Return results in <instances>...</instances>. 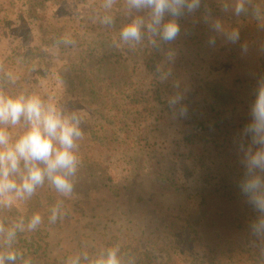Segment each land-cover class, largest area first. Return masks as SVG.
I'll return each mask as SVG.
<instances>
[{"label": "rangeland", "instance_id": "1", "mask_svg": "<svg viewBox=\"0 0 264 264\" xmlns=\"http://www.w3.org/2000/svg\"><path fill=\"white\" fill-rule=\"evenodd\" d=\"M33 2L0 0V68L17 77L15 84L0 81L4 90L52 97L67 110L81 112L83 131L94 127L100 120L98 107L87 85L81 81L77 85L71 77L74 66L70 65H77L95 46L94 56L126 74V87L139 90V103L134 105L140 124L133 138L127 139L126 148L111 149L106 156L104 147L93 146L84 135L75 194L65 199L68 214L62 220L48 223L49 210L61 197L46 184L27 203L0 213L6 216L5 222L40 213L44 223L39 230L56 254L87 251L92 256L119 244L124 250L137 248L138 264H199L202 247L210 245L216 254L248 248L261 255L258 260L254 255L256 264L264 262L260 239L246 227L232 226L249 224L257 215L238 188L242 168L236 141L244 126L237 119L250 120L252 82L259 69L258 58L264 53V30L242 26H252L248 21L260 18L252 5L264 9V0H252L248 12L240 16L223 11L219 0H205L214 17L227 28L239 30V41L228 42L208 25L216 36L212 46L209 40L213 37L203 41L189 30V36L161 46L166 64L147 60L151 49L147 40L136 49L112 46L126 19L124 13V17L117 13L123 12L122 0L114 9L112 28L94 22L102 0ZM185 19L193 18L186 15ZM65 36L75 45H57ZM228 44L229 48H221ZM244 44L247 53L242 50ZM169 49L175 51L171 61L167 59ZM154 67L164 70L158 81L153 77ZM170 98L176 103L168 105L165 100ZM12 131L15 135L22 128ZM191 140L207 150L191 156ZM224 153L237 159L232 163ZM193 204L195 209L189 207ZM37 231L19 234L18 239Z\"/></svg>", "mask_w": 264, "mask_h": 264}, {"label": "clouds", "instance_id": "2", "mask_svg": "<svg viewBox=\"0 0 264 264\" xmlns=\"http://www.w3.org/2000/svg\"><path fill=\"white\" fill-rule=\"evenodd\" d=\"M223 11L234 15L246 14L252 0H219ZM118 0H102L94 22L105 28L116 24L114 9ZM203 6V19L210 28L223 35L228 42L236 43L240 32L227 28L212 15L205 0H123L122 11L126 17L119 28L118 38L113 40L116 49H136L145 41L153 46L171 45L181 34L180 19L199 11ZM259 17L264 10L253 6ZM57 45H75L65 36ZM215 38L209 40L214 46ZM247 53L248 45H242ZM175 51L169 49L171 61ZM15 84L17 77L11 71L0 68V81ZM250 120L238 133L237 152L242 175L238 188L247 204L257 213L250 222L251 234L264 239V78L257 81L255 99L250 106ZM80 111L67 110L52 97L44 98L36 92L20 90L9 93L0 85V213L27 203L46 184L61 199L49 210L48 223L62 220L68 210L65 199L75 194L76 179L82 161L80 142L84 139ZM22 128L18 134L12 129ZM44 223L40 213L30 217L19 216L10 223L0 219V264H34L30 256L16 247L18 236L35 232ZM135 264V260L122 258L119 244L104 248L90 256L87 251L75 253L64 264Z\"/></svg>", "mask_w": 264, "mask_h": 264}, {"label": "trees", "instance_id": "3", "mask_svg": "<svg viewBox=\"0 0 264 264\" xmlns=\"http://www.w3.org/2000/svg\"><path fill=\"white\" fill-rule=\"evenodd\" d=\"M32 3L34 5L33 0ZM203 11L204 9L201 8L196 13L191 14V17L193 18L192 20H186V16L183 17V21L180 22L182 30L179 37H182V35L189 36L190 32L188 31L191 30L194 33L193 36H198L203 41L204 39L207 40L210 37L216 39V36L212 34L210 28L208 27V24L204 22ZM117 13L124 17L123 12H121L120 10H118ZM259 17V19L248 21L252 24V26H247L246 24V28L241 25L242 28L255 32L261 30L263 31L264 15ZM78 45H81V43H78ZM229 45L230 44H228V47L221 48L227 49L229 48ZM150 47L151 49L149 50L150 53L147 60H151V62L154 63L160 61L164 62V57L161 53V46L157 47L150 44ZM95 48V46H92L87 55L85 54L83 58L81 57L82 59L78 62L77 65H70V67L74 66V74L71 77L74 80L78 81L77 85L79 84V81H81L82 84L87 85L90 97L92 101H95L94 104L96 105V107H98L100 120L93 124L94 127H92V125L86 127L84 133L85 136L91 141L93 146H97L99 148L104 147L105 152H102V154L106 156L107 152H110L111 149H113L112 151L117 152L118 150L120 151L123 148H126L127 139L131 140V137L133 138V135L137 133V129L135 126L140 124V121L138 119L139 113L137 114V106H135L134 103H137L139 101V98L136 96L139 90H134L132 85L126 87V81H123V77H126V74L118 72L117 69H115V66H110V64L102 62V58L97 59L93 54ZM145 51H148V47H146ZM144 53L146 54L147 52ZM164 63L166 64L168 62ZM258 63L259 69L256 76L254 77L251 87L250 97H252V102L255 99L257 81L260 78H264V53L258 58ZM155 67L151 70H154L153 77L156 79V81H158L163 76L162 72H164V70L155 71ZM164 94H168V92L166 91L164 92ZM228 98L230 97L228 96ZM165 101L168 102V105L176 103V100L171 98ZM252 102L248 107L251 106ZM226 108L229 109V107ZM237 121L238 125L243 126L248 122V119L245 117H239ZM97 137H99V139H97ZM189 146L191 147L188 149V151L191 153V156L195 155L194 157H198L197 153L194 154L195 151L198 150V152L200 153V151L202 152L203 149L204 151H206L208 148L205 147L201 142L197 143V140H194V142L193 140H191ZM213 146L217 147L215 146V144H212V147ZM224 156L225 158L227 156V160L231 158L232 163L237 159V157L231 156L228 153H224ZM195 159L198 160L197 158ZM202 205L203 202L201 203L200 207ZM193 206L195 207L196 205H189V207L191 208H193ZM253 217L254 216L251 217V221L253 220ZM0 219H3L4 221L7 220L6 216L3 217L1 215ZM249 224L245 225L240 223L238 225L232 226L235 229H242L245 227L250 229ZM44 237L45 235L42 234V229H38V231L33 236L24 239L19 238L16 247L23 251L25 256H30L33 259L34 264H64L66 258L73 255L67 251L61 252L60 254L54 253L51 247H49L47 243L48 241H46ZM260 242V247L264 248V239H260ZM202 249L204 253L199 258V264H256V259H262L261 255H255L253 251L248 248H241L242 250L240 251L229 248L221 251L218 254H216L214 248L210 245L204 246L202 247ZM121 253L122 258L126 262L134 259L135 264H138V257L140 256V252L137 250V248L131 250L121 249ZM254 255L258 258L254 259ZM82 264H84L83 261ZM258 264H264V262L259 263L258 261Z\"/></svg>", "mask_w": 264, "mask_h": 264}]
</instances>
